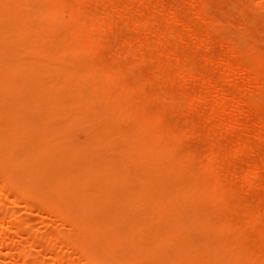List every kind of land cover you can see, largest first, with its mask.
I'll return each mask as SVG.
<instances>
[{
	"label": "bare ground",
	"instance_id": "obj_1",
	"mask_svg": "<svg viewBox=\"0 0 264 264\" xmlns=\"http://www.w3.org/2000/svg\"><path fill=\"white\" fill-rule=\"evenodd\" d=\"M84 1L58 0V4H51V0H0V190L10 196L18 189L20 195L14 198V205L19 203L26 209L36 208L41 200L48 203L56 209L54 219L68 227L67 236H44L49 244L64 238V255H58V244L52 245L47 252L49 263L39 259L31 262L37 251L36 238L28 245L22 238L10 243V232L34 228L30 227L33 221L17 215V208L10 210L1 192L0 252L4 248L6 252L7 247L15 264H264L259 254L264 233L260 230L254 234V225L264 217V211L249 209L250 214L244 206L238 220H234L231 211L220 213L222 205L218 199L228 188L223 180L226 178L214 171L219 153L209 148L203 170H188L189 162L198 156L180 151L177 143L188 136L189 124L185 123L176 133L174 128L151 125L153 117L164 120L167 102L155 113L149 112L144 100L138 98L144 93V85L124 80L134 74L130 63L107 66L94 60L95 44L107 41L104 32L113 26L124 24L151 32L153 36L142 34L135 40L127 34L114 53L104 58L116 62L133 60L142 49L139 59L152 61L156 66L145 76L146 82L158 78L157 81L176 85L180 90L200 81L203 89L184 96L186 100L180 108L204 103L208 108L204 117L208 122L218 120L220 132H241L237 142L228 143L229 158H254L233 179L243 182L247 174L248 186L259 188L264 156L254 153L252 137H264L263 114L256 108V126L247 119L242 121L243 111L255 105L234 102L235 96L217 97L211 93L214 60H203L204 56L191 53L183 55L177 50L183 44L195 51L201 47L210 50L212 36L200 31V36L190 40L191 34L188 39L191 24L177 29L179 9L170 5L164 12L157 6L163 5L161 0H156L150 12L148 0H99L102 7L98 12L93 9V0ZM133 6L141 12L132 13ZM157 14H165L163 22L153 20ZM38 18L49 20L48 25L36 23ZM55 35L58 42L51 38ZM167 43L175 46L167 48ZM232 52L227 49L225 64L222 62L227 84L234 72ZM69 55L82 64L74 66L66 59ZM8 71L16 73L14 78ZM248 85L246 90H250ZM161 95L153 93L151 98ZM100 117L106 121L97 122ZM208 146H212V141ZM5 171L10 173L7 178ZM58 194L66 202L64 216L58 215ZM49 216L41 219L44 228L53 220ZM207 226L238 235L240 241L232 238L223 244L226 257L218 258L214 251L211 258H203L198 232ZM252 234L255 237L249 241ZM75 237L79 240L74 241ZM239 244L245 249L236 252ZM202 246L213 253L208 244ZM81 248L84 254L74 258L72 255L76 254L72 252Z\"/></svg>",
	"mask_w": 264,
	"mask_h": 264
},
{
	"label": "rangeland",
	"instance_id": "obj_2",
	"mask_svg": "<svg viewBox=\"0 0 264 264\" xmlns=\"http://www.w3.org/2000/svg\"><path fill=\"white\" fill-rule=\"evenodd\" d=\"M93 1H94V3H93ZM93 1H92L93 9L95 8L94 11L98 12L99 9L102 7V4H100L99 0H98V2H97V0L96 1L93 0ZM161 1H162L163 5L158 4L157 6H158V8L159 7L164 8L165 9L164 12H166V9H168V6H170V5L174 8L177 7L179 9V12H180L179 22L180 23L178 22V24H180V25H178L177 27L175 26L177 29H182V26H185L188 23L191 24L192 29L189 32V34L187 35V36H189L188 39L192 36L193 37L190 38V40L197 38L198 36H200L199 35L200 31H202L205 35L207 33H209L212 36V38H213V40L211 42L212 49H210V50H207L206 48L201 47L199 49V51H195V50H192L189 45L186 46V44H183V45L178 46L175 39H173L172 41L175 44H177L176 45V46H178L177 50L180 53H182L183 55L184 54L186 55V53H191V54H194L195 56L197 55V57L203 58V56H204L203 60H205V59L208 60V58H211L214 60V63H215L214 64V69H215L214 70V73H215V75H214V89L215 88L216 89L215 90L213 89L211 93H214V96H216V94H217V97H222L223 95H225L227 97H230V96L234 97L235 96L234 102L248 101L251 103L250 105H252V106L255 105L254 107H251V109L249 107L243 111L245 113H242L241 120L245 121L247 119L250 121V123L254 122L253 124L256 126L255 123H258V120H257L258 118L256 116V114H257L256 108H257V110L259 109L260 110L259 113L263 114V116H264V44H263L264 43V0H161ZM59 2L61 4V1H59ZM87 2H88V0H86L85 3H87ZM148 2H150V3L148 4ZM54 3L58 4V0L57 1L51 0V4H54ZM103 4L107 6V4L105 2ZM114 6H117V4H114ZM154 6H156V0H148L147 1V7H148L149 12L151 11V9H153ZM200 8H201V12L198 13ZM34 11H36V10L34 9ZM131 12L132 13H134V12L140 13L141 10L140 9L138 10V6H133L131 9ZM206 14H208V15H206ZM164 18H165V14H157L153 18V20H156V21L158 20V22H160V21L163 22ZM44 21H46V22H44ZM48 21L49 20H45V19L42 20V19L38 18L36 20V23L40 22V23L44 24L45 26H47L49 23ZM62 25L67 30V26L64 24H62ZM223 26H224V28H223ZM136 28H130L128 25L124 27V24H122L121 27L120 26H117V27L113 26V28H111L112 31L111 30L105 31L104 37L107 39V41L104 40L102 42L95 44L94 48L96 50L97 55L94 58V60L101 63V64H105L107 66L108 65L122 66L125 63H130L131 66H133L132 68H133L134 74L132 76H129V77H127V76L124 77V80L131 82L132 85H135V84L136 85H140V84L144 85V93L142 95H138V98L140 96L139 99L144 100V102L147 105L149 112L155 113V111L157 109L164 106V102H167L168 108L165 112L164 120L163 119L159 120V119L154 118L152 116L153 118H151V125H153L156 128H160V127H165L167 129L168 128H174L173 131H174V133H176L177 130L180 129L185 123L189 124L191 129H190V132L188 133V136L186 138L180 140L177 143V147H178V149H180V151L189 152L191 154H196L198 156V159L196 161H190L189 162V164L187 165L188 170H190V171L192 169L203 170V166H204V164H206L205 162L207 161L206 152H207V150H209V148H212L215 153H219L220 157L218 159L214 160V171H216L220 176L222 175L221 176L222 179L226 178V179H223L224 184L226 185L225 188L229 189V191L227 189V192H225L224 195H221L218 199L222 205V207L220 209L221 214H224L226 212V210L231 211V214H232L234 220H238L239 217L241 216V211L243 209L242 207H244V206L246 208H248L247 210H248V212H250V214H251L252 209L253 210L259 209L261 212L264 211V167L261 170V177L259 180V181H261V185L259 186V188L251 189V187L248 186L247 174L245 177V181H243V182H241V181L234 182V179H233L235 173L237 174L240 171H242V169H244L248 165V163L250 162V159L252 161V159L254 158L253 155H250V158H249V156L247 157L246 155H236V156L229 158L228 143L230 141L234 142V143L237 142V140H239V138L241 136V132L235 131L232 133V132H229L228 130H224L223 132H220L218 120H214V122H208L206 120V118L204 117L205 112H207V110H208V108L207 109L205 108L206 105L204 103H200L197 105H191L190 108H180L183 104L182 101L184 99L186 100L187 96L189 97L190 95L198 93L200 90L203 89L200 81L191 83L190 85L188 84L186 86L187 88L185 87V88L179 90L176 85L164 84L162 82L157 81L158 80V78H157L158 73L156 71L155 75H156L157 79L154 81H151V82L150 81L146 82L144 80L145 76L148 75L149 72H152L153 70H155L156 66H155V64L152 65V63H153L152 61H141L139 59L140 58V52L142 49L141 50L139 49L137 52L139 55V56H137L138 58H135L133 60H128V61L122 60L121 62H116L113 58H108V59L104 58V55L114 53L116 48L121 45V38L126 37L127 34H130V36L134 40L136 37H138V35L142 36V34H149V35L151 34L150 36H153L151 32H149L148 30H147V32L144 31L142 29V27L141 28L138 27L137 28L138 30ZM117 32H119V33H117ZM191 34H193V35L191 36ZM116 37H117V39H115ZM51 38L53 39L54 42H58V36L57 35L52 36ZM236 43L238 44L237 46H236ZM62 45H65V44L62 43ZM109 45H111V46H109ZM171 46H175V45L173 43H172V45H171V43L170 44L167 43L165 47L169 48ZM227 46H229V47H227ZM103 48H104V50H103ZM227 49H230L231 51L233 50L232 53H233V56L235 57V58L233 57V59L231 61V65H232V68L234 69V72L231 75L232 79H231V77H229L231 79L230 81H228L229 84H227V78H226V81H224V79H223L224 76H223V72H222L224 69L225 61H226L225 52ZM72 58H73V60H72ZM66 59L68 61H72L74 66H79L82 64V63H78V59H76L75 57H73L71 55H69V57H66ZM220 59H221V62H220ZM234 59H236V60H234ZM222 62L224 64H222ZM246 68H247V70H246ZM243 70L246 72H240ZM238 72L240 74H238ZM15 74L16 73L14 71H8V75L12 78H14ZM251 75H253V76H251ZM133 76L136 78V80ZM193 76H199V75L193 74ZM250 77H252V78L249 79ZM257 82L259 84H257ZM245 85H248L250 90H246L248 87ZM219 86H220V88H217ZM217 90H218V92H216ZM255 90H257V91H255ZM185 91H187V92H185ZM244 91H246V93H243ZM159 92L162 93V95L159 96V98H158L159 100L151 98V94L159 93ZM134 95H136V94H134ZM165 100H167V101H165ZM196 106H198V108ZM178 110L180 112L177 115ZM201 114H202V116H200ZM187 116L189 118H187ZM230 116H232V113H230ZM246 117H248V118H246ZM96 121L103 123L106 121V118L100 117ZM209 130H210V132H208ZM252 133L253 132H251V134ZM79 134L80 133H78V135ZM263 138L259 139L256 137H252V141L254 143L253 145L255 146V149H253L254 153H258L259 156H264V139ZM209 141H212L213 147L208 146ZM220 146H221V148H220ZM251 156H252V158H251ZM198 166H200V167H198ZM5 172H7V171H5ZM9 175H10V173L7 172L6 175H4V176H6V178H7ZM185 175L187 176L186 173H185ZM0 176H1V174H0ZM183 177H184V175H183ZM187 177L184 179L187 180ZM179 180H180V178H179ZM10 181H11V179H10ZM0 189H2V188H0ZM3 190L2 191L0 190V193L1 192L5 193V190H4V192H3ZM2 193H1L2 196L6 195V193L5 194H2ZM248 193H250L251 195L250 194L246 195ZM13 195H14V197H12ZM18 195H20V191L18 189H16L15 192L11 193L10 196L9 195L4 196L5 197L4 202L6 204L8 203L7 206L9 207L10 210L13 208H17L16 209L17 213L18 212L20 213L17 215H21V216L24 215L25 217L24 216L23 217L25 219H26V216H28V218L30 217L29 219L31 221L29 219L28 220L30 222L33 221L32 222L33 225L30 223H29V225H32L30 227H34V228H28L27 230H24V231H18V230L11 231L10 236L12 238L10 239V243H11V240H16V239L18 240L19 238L20 239L22 238L24 240V244L26 243V245H28L29 242H31L30 240L36 238L35 240H37V243H36V246H37L36 247L37 248L36 254L37 255L35 254L34 257L30 258L31 262H33L36 259H39L42 261L45 260V262L47 261L49 263V260L51 259V257L49 256L50 254L47 252H49L48 250L52 245L56 246L58 244L59 246H61L62 250L58 246V252L57 253L59 256L64 255L65 254L64 251L66 249L65 245L67 246V241L64 238L60 239L58 241H55L54 242L55 244L53 242L49 244V242H50L49 240H46V241L44 240V236L46 237L45 239H47V237L50 238L51 235H54L56 233H58V235H62V236H67V234H68L67 225L63 224L64 225L63 226L61 224L62 223L61 221H58L59 222L58 223L57 220H55L53 217L56 214L55 213L56 209H53V207H51L46 202L44 203L42 200H41L42 202L41 201L38 202V206H35L36 208H34V207L32 208L34 210L26 209V208H24V205L19 204V203H16L18 205H16V204L14 205V203L16 202L14 198H16ZM6 197H8V198H6ZM28 201L30 202L31 200H28ZM11 202H13V203H11ZM5 203H4V206H5ZM238 205H240V206H238ZM66 207L67 206H66L65 199L60 197V195L58 194V215L60 214V216H64L65 212L67 211ZM22 208H24L25 210ZM246 208H244V209H246ZM6 209H8V208H6ZM40 210H41V212H40ZM47 210H48V213H44V211H47ZM25 211H28V212H25ZM248 212H246V216L249 217ZM40 213H43V214H40ZM45 214H47L48 216L51 215L49 217H53V220H52V218L48 219V220H52V221H49L50 225L48 227L44 228L43 224H42V222H43L42 220H44V218L47 219V215L44 216ZM14 220L16 221L17 219H14ZM28 220H26V221L28 222ZM260 220L257 221L256 224L254 225V228H255L254 234H257L258 231H260V230H262V232L264 233V217H262V219H260ZM38 225H40V226H38ZM38 227H41L42 229H40ZM57 228H58V230H57ZM44 229H45V231H44ZM42 230H43V232H42ZM18 232H20V233H18ZM25 234L28 235L29 237L26 236ZM36 234H38L40 239L38 238V236H36ZM198 234L200 236V239L202 237V239H201L202 241L198 244L201 246L200 252L202 253V256L204 259L211 258L213 256L212 254H214V251H217L218 258L226 257L227 254H226L225 249L223 248V244H225L226 242H228L232 238L234 240L240 241L238 235L225 234V233H222L220 231H215L213 228H210L208 226L205 228H201V230H200V232H198ZM42 236H43V238H42ZM254 237L255 236L252 234L251 237H248V240L252 241L254 239ZM244 239H245V237H243V240ZM78 240H79L78 237L74 238V241H78ZM60 242H61V244H60ZM213 242L214 243L216 242V244H214ZM21 243L23 244V242H21ZM204 243L208 244L210 246L211 250H213L212 251L213 253L208 252L202 246V244H204ZM62 244L64 246H62ZM81 249L74 250L75 252L73 251L72 254L75 253L76 255L73 254L72 256L74 258H77V259L80 258L84 254V249L83 248H81ZM239 249L241 251H243V249H245V248L239 244L238 248H236L235 251L239 252L240 251ZM8 250L9 249L6 247V252H5V248H4L3 252H0V257L3 258V259L0 258V260H1L0 264H15L14 257L11 253H9L12 255V257H10L11 255L8 254ZM43 251H45V253ZM4 252H5V254H4ZM77 254H79V257ZM259 254H260V258L264 261V245L260 248ZM43 255H44V257H43Z\"/></svg>",
	"mask_w": 264,
	"mask_h": 264
}]
</instances>
